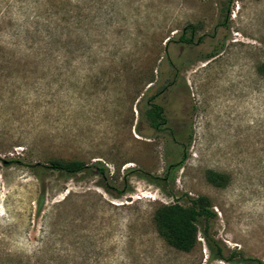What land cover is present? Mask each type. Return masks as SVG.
<instances>
[{
  "label": "rangeland",
  "instance_id": "obj_1",
  "mask_svg": "<svg viewBox=\"0 0 264 264\" xmlns=\"http://www.w3.org/2000/svg\"><path fill=\"white\" fill-rule=\"evenodd\" d=\"M160 71L175 141L140 121ZM199 196L214 214L175 250L154 213ZM204 229L264 263V0H0V264H247Z\"/></svg>",
  "mask_w": 264,
  "mask_h": 264
},
{
  "label": "trees",
  "instance_id": "obj_2",
  "mask_svg": "<svg viewBox=\"0 0 264 264\" xmlns=\"http://www.w3.org/2000/svg\"><path fill=\"white\" fill-rule=\"evenodd\" d=\"M187 28H190L188 35L186 34ZM187 28H185V30L179 35L178 41L191 45L194 41L193 26L190 25L187 26ZM199 39L201 41L202 38ZM214 52V50L209 52L207 55H205V58L213 57L215 55ZM165 61L167 65L174 67L173 62L168 56H165ZM173 83H176V79L172 75L168 73L162 75L160 71V78L156 81V83L149 87L147 91L150 92L155 90L161 92ZM152 97L153 95L150 98ZM146 115L152 119L153 122L156 123L158 121L159 112L152 105L150 108H148ZM184 157L185 155L182 157V160L179 163H169L163 176L152 177L147 173H142L140 176L158 186H164L166 183L174 179V170L179 167L180 163L183 162ZM12 162L19 163L18 161H10V163ZM45 168L58 170L64 174H75L81 171L91 172L95 169L99 172V174L102 175L103 178L106 172V167L102 164H100L99 167H94L86 165L80 161L65 162L58 159L49 162V165H46ZM206 178L211 184L215 186H223L227 181L226 175L213 170L207 171ZM101 185L106 190L108 189L106 182L102 183ZM120 193H122V191H120ZM212 214L214 213L209 208L207 198L204 196H199L197 198H190L188 205L181 204L178 201L168 204H161L154 213V222L158 233L168 242L169 246L175 250L189 253L195 248L197 243V235L199 232L198 224L200 217L209 218ZM205 229L202 231V234L203 238H205L207 242L208 248L211 251L210 259H218L229 263L242 262L247 264H264L257 258L244 257L241 252L235 249L227 250L224 246L213 244V241ZM37 263L38 262L36 261V263L34 262L33 264ZM18 264H21L20 260L18 261ZM27 264H30V262H27Z\"/></svg>",
  "mask_w": 264,
  "mask_h": 264
},
{
  "label": "flooded vegetation",
  "instance_id": "obj_3",
  "mask_svg": "<svg viewBox=\"0 0 264 264\" xmlns=\"http://www.w3.org/2000/svg\"><path fill=\"white\" fill-rule=\"evenodd\" d=\"M174 85H169L163 91L152 90L150 92L146 91L141 98L140 105V121L142 125H146L155 133L160 134L161 136L166 137L168 140L173 139L175 141L176 133L173 131L172 122L173 120L168 117L169 109H167L163 98L164 94L170 91L171 87ZM153 95L152 98H150ZM155 107L159 112L158 121L155 123L147 117L146 113L150 106ZM180 125H185L184 122L179 123ZM178 135V134H177Z\"/></svg>",
  "mask_w": 264,
  "mask_h": 264
}]
</instances>
